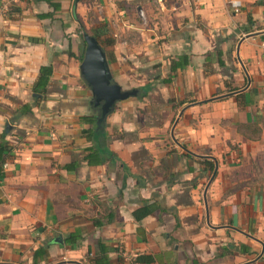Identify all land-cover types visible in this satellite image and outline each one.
Instances as JSON below:
<instances>
[{
    "label": "crops",
    "instance_id": "obj_1",
    "mask_svg": "<svg viewBox=\"0 0 264 264\" xmlns=\"http://www.w3.org/2000/svg\"><path fill=\"white\" fill-rule=\"evenodd\" d=\"M102 24L113 79L138 96L107 117L115 156L93 166L80 56ZM3 139L0 264H264V0H0Z\"/></svg>",
    "mask_w": 264,
    "mask_h": 264
},
{
    "label": "trees",
    "instance_id": "obj_2",
    "mask_svg": "<svg viewBox=\"0 0 264 264\" xmlns=\"http://www.w3.org/2000/svg\"><path fill=\"white\" fill-rule=\"evenodd\" d=\"M83 30L84 32L82 35V39L84 46H83L82 54L80 56L81 62L83 61L85 48H86L84 35L89 34L95 37L102 46L103 45L102 37L107 33L106 26L103 24L100 26H96L94 30H90V31H86L85 27L83 26ZM187 65H188V57L187 55H185L179 57L178 61H172L170 69L172 72H175L178 68H184ZM220 65L222 66L223 63L220 62ZM52 75H53V68L51 66H44L41 68L39 78L33 86V93L38 95L37 97H35L36 103L46 100V90ZM165 81L169 82L170 79H166ZM31 110H32V105L27 104L19 110V114L25 115L31 112ZM98 116H100V111L97 112V115H93L91 118L87 117L83 119L84 121L90 122L94 126L93 130H85L86 136L94 144L93 148L86 150L89 152L87 156V161L89 162L90 165L93 166L97 165L98 161H102L103 157L110 158L115 156L114 153L110 152L107 149V143L109 140L106 132L107 122L105 120L102 126L99 128L97 124ZM13 157H14V148L10 145L8 141L3 139V141L0 144V180L4 178L6 166ZM203 163L206 164L208 170H210L212 174L216 173L215 162H210L205 160ZM74 166H76V164L67 165L66 168L73 169L75 168ZM151 212L152 210L150 208L145 207L143 210H139L135 212V216L137 217V219H143L144 217L151 214Z\"/></svg>",
    "mask_w": 264,
    "mask_h": 264
},
{
    "label": "water",
    "instance_id": "obj_3",
    "mask_svg": "<svg viewBox=\"0 0 264 264\" xmlns=\"http://www.w3.org/2000/svg\"><path fill=\"white\" fill-rule=\"evenodd\" d=\"M84 40L86 48L80 69L92 91V105L100 111L97 122L100 128L116 104L137 97L138 90H123L113 79L107 54L99 41L89 34L84 35Z\"/></svg>",
    "mask_w": 264,
    "mask_h": 264
},
{
    "label": "built area",
    "instance_id": "obj_4",
    "mask_svg": "<svg viewBox=\"0 0 264 264\" xmlns=\"http://www.w3.org/2000/svg\"><path fill=\"white\" fill-rule=\"evenodd\" d=\"M232 6L234 8V11L237 13L241 10L242 4L240 2H233Z\"/></svg>",
    "mask_w": 264,
    "mask_h": 264
}]
</instances>
